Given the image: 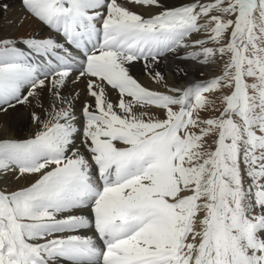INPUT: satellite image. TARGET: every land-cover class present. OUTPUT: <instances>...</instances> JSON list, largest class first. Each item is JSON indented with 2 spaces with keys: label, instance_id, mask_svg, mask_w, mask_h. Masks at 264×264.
<instances>
[{
  "label": "snow or ice",
  "instance_id": "6c2138e0",
  "mask_svg": "<svg viewBox=\"0 0 264 264\" xmlns=\"http://www.w3.org/2000/svg\"><path fill=\"white\" fill-rule=\"evenodd\" d=\"M0 264H264V0H0Z\"/></svg>",
  "mask_w": 264,
  "mask_h": 264
},
{
  "label": "bare ground",
  "instance_id": "6f19581e",
  "mask_svg": "<svg viewBox=\"0 0 264 264\" xmlns=\"http://www.w3.org/2000/svg\"><path fill=\"white\" fill-rule=\"evenodd\" d=\"M169 2L175 4V3H178L179 0H169ZM13 11L14 12L19 11V3L18 2L14 3ZM144 83L149 84V81L147 79H144ZM26 132H28V133L31 132V125L30 124H28V123H16L14 125L13 135L22 138Z\"/></svg>",
  "mask_w": 264,
  "mask_h": 264
},
{
  "label": "rangeland",
  "instance_id": "374dc122",
  "mask_svg": "<svg viewBox=\"0 0 264 264\" xmlns=\"http://www.w3.org/2000/svg\"><path fill=\"white\" fill-rule=\"evenodd\" d=\"M28 135H30V133L26 132L23 137H27Z\"/></svg>",
  "mask_w": 264,
  "mask_h": 264
}]
</instances>
